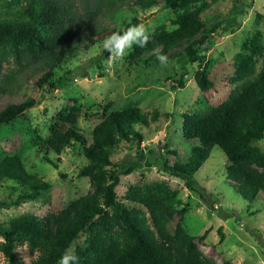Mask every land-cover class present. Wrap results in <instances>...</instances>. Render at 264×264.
<instances>
[{
    "label": "trees",
    "instance_id": "1",
    "mask_svg": "<svg viewBox=\"0 0 264 264\" xmlns=\"http://www.w3.org/2000/svg\"><path fill=\"white\" fill-rule=\"evenodd\" d=\"M198 1L202 4L199 9L176 16L175 28L150 35V42L143 48L133 45L130 59L147 62L155 56L158 47L159 53L165 54L184 42L183 54L178 59L198 63L194 80L206 93L215 85L208 78L209 63L204 52L220 22L194 38L203 30L199 12L207 7L208 1L163 0L171 9L187 8ZM155 3L156 0H0V93L11 91L10 86L18 76L17 70L7 68L11 64L21 68L39 64L43 72L35 85L49 90L60 88L70 71L54 78L55 69L62 66L64 69L76 57L81 38L89 41L91 22L105 12L114 15L121 5L137 11ZM234 7L230 15L245 11L243 5ZM129 23L137 24L138 18L131 16L123 28ZM97 67L102 75L101 64ZM178 85L183 86L182 81ZM35 102L34 98L27 97L6 104L0 109V126L25 115ZM110 105L108 101L97 110L95 115L100 116V121L89 133L77 128L79 108L76 105L52 118L42 159L56 167L49 151L59 155L75 141L87 159L77 175L90 176L94 189L58 211L43 216L24 213L8 223L0 221V253L7 264H26L16 253L22 246H27L34 255L30 264H58L81 232L87 235L84 244L74 248L79 264H216L200 252L195 237L186 230L183 215L187 208L177 209V188L164 180H153L131 184L122 196L117 195L116 187L122 175L130 174L142 164L153 163L140 149L141 110L134 106L109 110ZM182 121V136L198 143L190 149V164L163 159L160 164L165 173L181 179L205 204L213 207L215 198L209 197L194 173L208 159L212 147L217 146L227 159L226 176L242 199L251 203L259 192H264V151L254 144L264 138V70L238 94L228 96L217 105L205 101L199 110L182 114ZM120 141L136 143L138 150L133 160L112 156L110 148ZM148 151L153 154L151 149ZM168 153L176 154L175 150ZM0 180L19 186L15 198L0 200L1 207L39 197L49 199L50 184L30 174L16 154L0 158ZM174 214L179 218L171 233L166 223ZM219 234L222 240L221 230ZM198 238L202 239L203 235Z\"/></svg>",
    "mask_w": 264,
    "mask_h": 264
},
{
    "label": "rangeland",
    "instance_id": "2",
    "mask_svg": "<svg viewBox=\"0 0 264 264\" xmlns=\"http://www.w3.org/2000/svg\"><path fill=\"white\" fill-rule=\"evenodd\" d=\"M207 1V7L199 12L203 30H199L194 38L216 22H220V26L211 34L208 49L204 52L209 63L206 66L208 78L215 85L206 93L197 87L194 80L198 63L178 59L183 54L184 42L165 54H160L158 47L154 51L155 56L148 58L147 62L131 61L132 48L126 50L121 58L109 59L101 47L104 38L122 29L131 16H136L137 24H143L150 35L162 34L177 26L174 21L178 14L199 9L201 1L191 3L187 8L171 9L164 5L163 0H156L146 10L132 11L121 5L114 15L107 12L99 15L89 25V41L80 37L76 57L64 69L63 66L55 69L54 78L67 70L70 73L65 84L54 90L35 85L43 72L39 64L24 68L7 65V68L17 70L18 76L10 86L11 91L0 93V109L27 97L34 98L36 102L25 115L0 126V158L18 155L26 170L47 181L50 188L48 201L39 197L18 205L0 206V221L8 223L24 213L43 216L93 191L91 177L77 175L87 164L78 143L71 141L59 155L49 151L48 155L56 167L44 161L42 155L46 153L45 141L50 136L52 118L76 105L79 108L77 128L89 133L100 121V116L95 115L97 110L109 101V110L133 106L141 110L139 131L143 140L140 149L153 163L151 166L142 164L130 174L122 175L116 187L117 195L122 196L131 184L164 180L178 189L177 209L187 208L183 224L195 237L194 241L205 257L216 264H264V192H259L251 203L242 199L226 176L227 159L219 147H212L208 159L194 173L197 181L209 192V197L215 198L213 207L205 204L181 179L165 173L160 164L165 158L190 164V149L198 142L182 136V114L199 110L205 101L217 105L228 96L238 94L264 70V0ZM239 5H243L245 11L230 15L234 6ZM159 55L168 58L167 66L161 65ZM99 63L102 75L98 73ZM179 80L183 86L178 85ZM86 113L90 116L86 117ZM254 144L264 151V138L254 141ZM137 150L134 141H120L110 148L114 158L131 160ZM171 150L176 154L168 153ZM18 187L14 182L0 180V200L15 198ZM178 218L174 214L167 221L169 232L172 233ZM219 230L223 233L222 240ZM86 235L81 232L68 249L84 244ZM200 235H203L202 239L198 238ZM16 253L26 264L34 258L27 246L18 247ZM0 264H7L1 253Z\"/></svg>",
    "mask_w": 264,
    "mask_h": 264
},
{
    "label": "clouds",
    "instance_id": "3",
    "mask_svg": "<svg viewBox=\"0 0 264 264\" xmlns=\"http://www.w3.org/2000/svg\"><path fill=\"white\" fill-rule=\"evenodd\" d=\"M151 40L150 34L147 32L143 24H131L126 28L115 31L104 38L102 41V49L108 53L109 59L121 58L126 54L133 45L143 48ZM158 60L163 66H167L168 58L159 55ZM58 264H79V257L74 249H66L61 255Z\"/></svg>",
    "mask_w": 264,
    "mask_h": 264
}]
</instances>
